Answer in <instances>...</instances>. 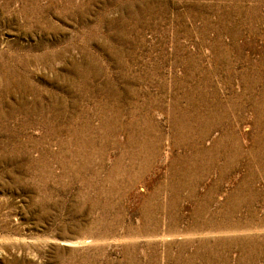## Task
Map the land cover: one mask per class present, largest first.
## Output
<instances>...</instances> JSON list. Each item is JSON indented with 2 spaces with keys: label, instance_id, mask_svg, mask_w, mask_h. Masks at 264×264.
Instances as JSON below:
<instances>
[{
  "label": "rangeland",
  "instance_id": "1",
  "mask_svg": "<svg viewBox=\"0 0 264 264\" xmlns=\"http://www.w3.org/2000/svg\"><path fill=\"white\" fill-rule=\"evenodd\" d=\"M0 264H264V0H0Z\"/></svg>",
  "mask_w": 264,
  "mask_h": 264
}]
</instances>
